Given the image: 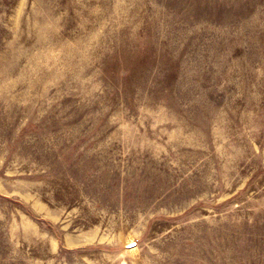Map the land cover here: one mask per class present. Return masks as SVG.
I'll return each mask as SVG.
<instances>
[{"label": "rangeland", "instance_id": "obj_1", "mask_svg": "<svg viewBox=\"0 0 264 264\" xmlns=\"http://www.w3.org/2000/svg\"><path fill=\"white\" fill-rule=\"evenodd\" d=\"M0 264H264V0H0Z\"/></svg>", "mask_w": 264, "mask_h": 264}]
</instances>
